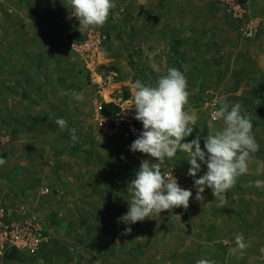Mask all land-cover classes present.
Returning <instances> with one entry per match:
<instances>
[{
	"label": "rangeland",
	"instance_id": "obj_1",
	"mask_svg": "<svg viewBox=\"0 0 264 264\" xmlns=\"http://www.w3.org/2000/svg\"><path fill=\"white\" fill-rule=\"evenodd\" d=\"M23 1L31 32L21 37V51H0V157L6 160L0 165V198L5 189L28 202L49 241L36 255L16 254L12 264H165L167 235H178L180 221L190 219L188 209L178 207L135 224L118 222L128 211L127 185L140 162L156 160L130 150L135 138L119 124L118 107L98 94L96 74H117L108 93L129 97L136 80L154 84L168 68L179 69L190 93L185 110L196 117L184 142L199 135L205 151L204 137L222 127L221 121L208 127L217 101L241 103L242 114L251 115L259 150L227 192L223 208L209 188L203 205H215L222 223L233 220L229 205L236 218L247 208L255 234L264 211V189L249 186L264 180V0H114L103 27L81 32L68 0H38L41 10ZM248 24L257 29L249 38L243 32ZM91 33L103 41L99 60L88 66L70 42ZM57 118L76 130L77 141L55 125ZM186 159L187 153L178 152L162 171L173 172L192 191L189 205L202 204ZM206 171L202 163L196 178ZM241 193L250 197L247 206ZM127 227L130 234H124ZM252 262L264 264V258Z\"/></svg>",
	"mask_w": 264,
	"mask_h": 264
},
{
	"label": "clouds",
	"instance_id": "obj_2",
	"mask_svg": "<svg viewBox=\"0 0 264 264\" xmlns=\"http://www.w3.org/2000/svg\"><path fill=\"white\" fill-rule=\"evenodd\" d=\"M68 4L71 17L79 22L80 32L103 27L111 10L116 7L114 0H68ZM187 89L185 75L175 67L168 68L154 84H145L140 80L132 84L131 106L127 109H135L134 118L142 123L143 130L131 143L130 150L155 158L156 162L150 159L140 162L135 178L127 185L130 195L128 211L118 222L135 224L174 208L188 209L192 191L181 187L173 172L162 171L165 161L174 158L178 152L187 153L186 160L190 164L187 174L194 178L195 199L202 204L205 201L202 193L209 188L218 201L217 207L223 208L227 192L240 176L248 172L249 163L259 150L252 133L251 115L242 114L241 103L230 105L226 98L221 97L217 101L220 106L212 112L208 127L213 129L214 121H221L222 127L204 137L206 151L202 150L199 135L190 142H184L193 133L196 123V117L185 110L190 95ZM61 94L68 95L66 92ZM71 95L79 101L84 99L82 93L73 91ZM54 123L62 131L67 126L63 118L55 119ZM69 132L72 141H77L76 130L70 129ZM5 163L6 160L0 157V165ZM202 163L206 164L207 171L196 178ZM253 185L264 189V180L250 182L249 186ZM131 232V227L124 230V234ZM235 244L236 248L230 251L248 247L243 233L236 235ZM196 264H214V261L199 259Z\"/></svg>",
	"mask_w": 264,
	"mask_h": 264
},
{
	"label": "crops",
	"instance_id": "obj_3",
	"mask_svg": "<svg viewBox=\"0 0 264 264\" xmlns=\"http://www.w3.org/2000/svg\"><path fill=\"white\" fill-rule=\"evenodd\" d=\"M30 1L32 9L34 4H39L38 10L39 8L42 9L41 4L43 3H38V0ZM24 4L23 0H0V51L2 52L12 49L21 51V37L25 33L31 32L29 30V22L31 21L28 22L25 19L26 25L24 22V14L21 8L27 6ZM45 28L49 30L47 27ZM94 35L93 33L89 34L87 39L92 40L98 37ZM99 52L97 54L98 60L100 58ZM1 194L4 197L0 198V204L8 208L11 219L18 218L17 204L19 199L8 195L5 189ZM240 197L247 206L250 198L248 194L241 193ZM232 206L233 204L229 205L233 220L225 222V224L217 221L215 205L200 203L189 205L186 212L190 219L180 221L178 235H167L166 237L165 264H196L199 259H208L214 261V264H252V261L262 260L264 258V211L261 212L262 209L260 210L262 217L259 218L260 222L256 224L254 234L252 229H249L254 227L248 224V209H239L240 216L236 218L237 211H234ZM238 233H243L248 247L232 252L230 250L236 248L235 237Z\"/></svg>",
	"mask_w": 264,
	"mask_h": 264
},
{
	"label": "built area",
	"instance_id": "obj_4",
	"mask_svg": "<svg viewBox=\"0 0 264 264\" xmlns=\"http://www.w3.org/2000/svg\"><path fill=\"white\" fill-rule=\"evenodd\" d=\"M257 29L251 25H245L244 35L248 38L254 36ZM102 39L73 40L70 42V50L86 61L87 65L96 59L102 47ZM74 44V46H73ZM117 74L111 73L109 77L102 74L94 75L93 81L98 94L106 104H113L119 109V124L128 128L131 135L137 139L143 130V125L136 120L135 109H127L131 106L132 94L129 97H117L109 94L108 90ZM103 132H108L106 124L100 122ZM45 195L48 191H40ZM18 218L11 219L8 208L0 204V264H12L16 254L25 252L36 255L48 243L47 230L41 225L36 210L28 202H18Z\"/></svg>",
	"mask_w": 264,
	"mask_h": 264
},
{
	"label": "trees",
	"instance_id": "obj_5",
	"mask_svg": "<svg viewBox=\"0 0 264 264\" xmlns=\"http://www.w3.org/2000/svg\"><path fill=\"white\" fill-rule=\"evenodd\" d=\"M65 129H66V130H70V129H69V127H68V124H67V126H66V128H65Z\"/></svg>",
	"mask_w": 264,
	"mask_h": 264
}]
</instances>
